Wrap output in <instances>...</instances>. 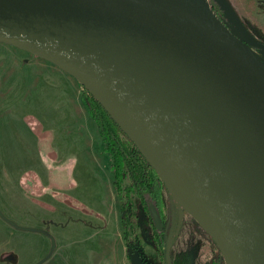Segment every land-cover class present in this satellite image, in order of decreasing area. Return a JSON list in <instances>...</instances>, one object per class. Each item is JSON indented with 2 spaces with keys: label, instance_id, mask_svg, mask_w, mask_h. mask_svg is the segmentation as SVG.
<instances>
[{
  "label": "water",
  "instance_id": "obj_1",
  "mask_svg": "<svg viewBox=\"0 0 264 264\" xmlns=\"http://www.w3.org/2000/svg\"><path fill=\"white\" fill-rule=\"evenodd\" d=\"M168 1L187 18L149 0H0V44L85 87L227 264H264V64L202 0ZM147 135L183 166L191 190Z\"/></svg>",
  "mask_w": 264,
  "mask_h": 264
},
{
  "label": "rangeland",
  "instance_id": "obj_2",
  "mask_svg": "<svg viewBox=\"0 0 264 264\" xmlns=\"http://www.w3.org/2000/svg\"><path fill=\"white\" fill-rule=\"evenodd\" d=\"M202 1L208 6L207 0ZM217 1L264 64V47L256 51L251 45L264 46V0ZM89 95L57 66L0 44V154L4 158L0 159V264L12 263L10 257L21 250V244L13 250L14 239L28 236L26 231L62 232L67 253L99 249L101 254L107 249L113 251L118 264H164L152 222L138 198L137 218L132 221L138 224L143 254L134 252L135 258L130 260L120 239H108L121 231L119 204L109 170L110 155L85 103ZM34 174L44 179L43 188L33 187ZM31 181L33 184L28 183ZM165 189L163 243L169 249L170 264L181 253L187 254L183 264H227L194 212L185 210L170 189ZM44 202L52 204L47 208ZM74 227L82 228L81 240L69 244L80 234ZM40 250L37 255L43 254ZM21 259L17 258L19 264H27Z\"/></svg>",
  "mask_w": 264,
  "mask_h": 264
},
{
  "label": "trees",
  "instance_id": "obj_3",
  "mask_svg": "<svg viewBox=\"0 0 264 264\" xmlns=\"http://www.w3.org/2000/svg\"><path fill=\"white\" fill-rule=\"evenodd\" d=\"M210 9L220 18V20L238 35L246 44L247 40L238 30L235 24L229 19L225 9L217 0H207ZM260 51L259 48H254ZM89 115L94 120L102 141L106 146V152L110 155V175L112 185L118 201L120 213L121 233L127 248L128 258L134 259V252L143 254V247L138 235V224H133L132 219L137 218L135 202L138 198L142 208L148 214L153 225V237L158 242V251L163 252L165 235L166 202L165 183L157 172L148 164L138 151L136 146L127 138L117 123L110 117L98 101L91 96L85 98ZM155 210L164 227L158 230L151 211ZM137 245L136 248H132ZM187 260V254L181 253L176 256L173 264H183ZM133 264H138L137 262Z\"/></svg>",
  "mask_w": 264,
  "mask_h": 264
},
{
  "label": "crops",
  "instance_id": "obj_4",
  "mask_svg": "<svg viewBox=\"0 0 264 264\" xmlns=\"http://www.w3.org/2000/svg\"><path fill=\"white\" fill-rule=\"evenodd\" d=\"M0 159L3 161V156L0 154ZM35 180V184L33 187H44V179H42L38 174H34L32 177ZM33 184V181L28 182ZM18 185L22 187L23 182L19 181ZM60 187V186H59ZM15 191V190H13ZM0 192H2V188H0ZM10 201L14 200L13 194L9 195ZM3 203V201H2ZM56 203V202H54ZM44 206L48 208L49 204H52L50 202L45 203ZM11 205V204H10ZM5 208L9 210V208L5 205ZM80 231L79 237L76 236L75 238H72V241H70L69 244H74L75 240H81V233L82 228L74 227V232ZM28 232V236H20V238L14 239V243H16V247H13L15 249L18 248V244H21V250H17L13 253V255L10 257L12 260L11 264H15L17 262V258H22L21 260L26 262L27 264H34L37 260H42L40 264H104V260L107 259L106 264H118V262L114 259V253L113 251L107 250L104 251V253L100 254V250H92L90 253H83L82 250L78 252H72L67 253L65 252L64 246L66 245V238H64V234L60 231H54L55 235H51V231L49 232V235H45L43 231H26ZM36 233L39 234V237L35 236ZM97 234V233H96ZM109 241H114L115 239H120L124 243V251L126 257L127 255V248L125 241L123 239L121 231L115 232L114 235L112 233L110 234V237L108 236ZM96 244L97 240H96ZM108 245V243H107ZM98 246V245H96ZM106 247V246H105ZM40 251H43L42 255H37ZM71 261V262H70ZM19 264V260L17 262Z\"/></svg>",
  "mask_w": 264,
  "mask_h": 264
},
{
  "label": "bare ground",
  "instance_id": "obj_5",
  "mask_svg": "<svg viewBox=\"0 0 264 264\" xmlns=\"http://www.w3.org/2000/svg\"><path fill=\"white\" fill-rule=\"evenodd\" d=\"M149 1L154 2V3L160 5V6L166 8V9H168V10H170V11H172V12H174V13H176V14L184 17V18H187V16L182 11H180L175 5H173L168 0H149ZM146 139L148 140V143L151 145V147L154 148L155 152L163 159V162L166 163L171 168V170L175 173V175L178 177V179L191 190L193 188V180L188 176L187 172L185 171L183 166L178 162V160L175 159L165 149L162 142H160V139L154 135H147ZM171 193L173 196H175L177 198L178 201H180L183 204V207L185 210L187 209L188 211L189 210L193 211L173 191H171ZM193 215L200 222V224L205 228V230L208 231L207 226L204 224V222H202V220L199 218L198 214L196 212H194Z\"/></svg>",
  "mask_w": 264,
  "mask_h": 264
},
{
  "label": "flooded vegetation",
  "instance_id": "obj_6",
  "mask_svg": "<svg viewBox=\"0 0 264 264\" xmlns=\"http://www.w3.org/2000/svg\"><path fill=\"white\" fill-rule=\"evenodd\" d=\"M164 260V259H163ZM173 263H174V261H173ZM165 264V263H164Z\"/></svg>",
  "mask_w": 264,
  "mask_h": 264
}]
</instances>
